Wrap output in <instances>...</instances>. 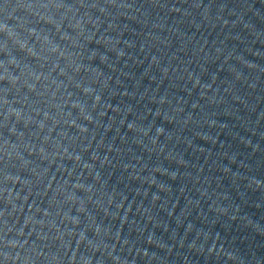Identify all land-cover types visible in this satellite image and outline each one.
I'll return each mask as SVG.
<instances>
[{"label": "water", "instance_id": "1", "mask_svg": "<svg viewBox=\"0 0 264 264\" xmlns=\"http://www.w3.org/2000/svg\"><path fill=\"white\" fill-rule=\"evenodd\" d=\"M0 264H264V0H0Z\"/></svg>", "mask_w": 264, "mask_h": 264}]
</instances>
